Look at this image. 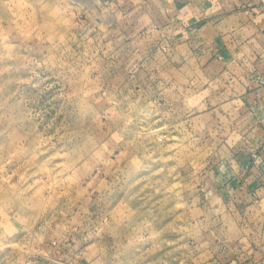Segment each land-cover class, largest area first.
Returning a JSON list of instances; mask_svg holds the SVG:
<instances>
[{"label": "rangeland", "instance_id": "1", "mask_svg": "<svg viewBox=\"0 0 264 264\" xmlns=\"http://www.w3.org/2000/svg\"><path fill=\"white\" fill-rule=\"evenodd\" d=\"M145 3L0 0V264L260 263L254 199L215 188L234 105L146 78L173 30Z\"/></svg>", "mask_w": 264, "mask_h": 264}, {"label": "crops", "instance_id": "2", "mask_svg": "<svg viewBox=\"0 0 264 264\" xmlns=\"http://www.w3.org/2000/svg\"><path fill=\"white\" fill-rule=\"evenodd\" d=\"M145 1L146 14L163 15L158 32L173 30L163 40H169L171 54L160 57L167 62L163 69L172 68V74L157 70L145 76L172 81L176 94L195 93V82L202 80L206 84L201 88L208 94L222 95V105H234L232 121L224 117L229 132L219 140L224 148L219 156L229 162L228 176L215 188L228 205L254 199L259 212L252 227L247 225L239 237L258 232L264 239V0ZM255 156L260 159L251 164ZM257 246L254 252L263 257L254 264H264V252ZM62 263L57 259L47 262Z\"/></svg>", "mask_w": 264, "mask_h": 264}, {"label": "built area", "instance_id": "3", "mask_svg": "<svg viewBox=\"0 0 264 264\" xmlns=\"http://www.w3.org/2000/svg\"><path fill=\"white\" fill-rule=\"evenodd\" d=\"M168 20L170 21V23H172L173 18L172 17H169ZM163 40H167V38H161V39H159L157 41V43L161 46L162 50L165 51V50H167L169 48V40L168 41H165V42H163ZM49 243H50V245L53 248H57L58 249V252L61 251L62 248H63V244H60V242L57 239H55V238L49 239Z\"/></svg>", "mask_w": 264, "mask_h": 264}]
</instances>
